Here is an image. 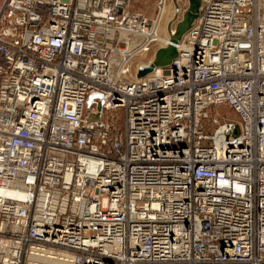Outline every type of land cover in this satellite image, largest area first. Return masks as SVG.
<instances>
[{
    "label": "built area",
    "instance_id": "built-area-1",
    "mask_svg": "<svg viewBox=\"0 0 264 264\" xmlns=\"http://www.w3.org/2000/svg\"><path fill=\"white\" fill-rule=\"evenodd\" d=\"M164 4L0 0V264H264V0H201L138 77Z\"/></svg>",
    "mask_w": 264,
    "mask_h": 264
},
{
    "label": "water",
    "instance_id": "water-1",
    "mask_svg": "<svg viewBox=\"0 0 264 264\" xmlns=\"http://www.w3.org/2000/svg\"><path fill=\"white\" fill-rule=\"evenodd\" d=\"M201 0H189V5L184 12L182 18L177 22L175 33L172 35L170 42L166 46L159 47L154 53V59L152 63L142 65L139 68L138 77L145 76L148 72L152 71L155 66H165L170 64L177 56L176 43L182 38L183 34L190 28L196 13L199 9ZM97 96L100 100L97 103L98 110L102 109L103 95L97 92L90 96L88 100L89 107L91 106L94 97ZM99 115L96 116L99 119ZM95 116H91V119Z\"/></svg>",
    "mask_w": 264,
    "mask_h": 264
},
{
    "label": "rangeland",
    "instance_id": "rangeland-1",
    "mask_svg": "<svg viewBox=\"0 0 264 264\" xmlns=\"http://www.w3.org/2000/svg\"><path fill=\"white\" fill-rule=\"evenodd\" d=\"M158 1L159 0H131V8L133 10L145 12L149 17H154L158 11V9H157ZM164 1H165V4L163 6V9H164L163 11H165V14H164L163 23L160 27L161 31H160L159 35L165 34V32L170 34L171 30L176 29V27H173V28L170 27L171 23H168L169 18L171 17V14H172L171 11H175L176 16H178V13H177L178 9L180 8L179 10H182V8H185V10H186V8H188V5H189V0H184V4H182L181 0H164ZM168 24H169V26H168ZM152 56H153V52H150L147 55V57H152ZM149 60L151 61L152 59H149ZM217 111H219V114L221 116L224 115L227 117H229V116L235 117V113L233 111H231L229 108H227L226 106H220L218 108H215L214 112H217ZM109 115L113 116V118L116 117L117 120L119 119V123L122 122V121H120V115H121L120 112L111 113ZM27 259H28V255H25L22 264H27Z\"/></svg>",
    "mask_w": 264,
    "mask_h": 264
},
{
    "label": "bare ground",
    "instance_id": "bare-ground-1",
    "mask_svg": "<svg viewBox=\"0 0 264 264\" xmlns=\"http://www.w3.org/2000/svg\"><path fill=\"white\" fill-rule=\"evenodd\" d=\"M181 2H182V4H184V0H181ZM179 9H178L177 13H178V17L181 18L183 16V13L186 10H185V8H182V10H179ZM176 25H177V23H176ZM176 25H174L173 27H176ZM168 26H169V24H168ZM160 31H159V33H160ZM168 35H169V33L165 32V34H161L159 36L162 37V40L169 41V40H171V38H169ZM180 40L181 39H179L177 43H179ZM140 42H141V40L138 37H132L129 39V43L134 48H136L137 43H140ZM118 59L121 61L122 57H118ZM149 59H152L151 61H153L154 56L149 57ZM142 62H144V60ZM114 76H116L115 73H114ZM133 77L137 78L136 75L132 73L128 76V79L131 80V79H133ZM0 194H2V195H17L13 191H2V190H0ZM27 264H73V262H72V259L70 256H66L63 253H59V252H55V251H51V250H46V249H42V248H38V247H33L31 249L29 255H28Z\"/></svg>",
    "mask_w": 264,
    "mask_h": 264
}]
</instances>
